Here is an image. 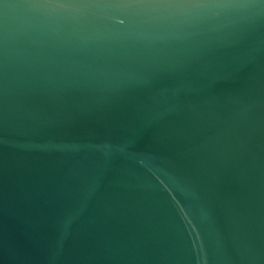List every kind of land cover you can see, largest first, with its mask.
I'll list each match as a JSON object with an SVG mask.
<instances>
[{
	"label": "water",
	"instance_id": "water-1",
	"mask_svg": "<svg viewBox=\"0 0 264 264\" xmlns=\"http://www.w3.org/2000/svg\"><path fill=\"white\" fill-rule=\"evenodd\" d=\"M0 264H264V0H0Z\"/></svg>",
	"mask_w": 264,
	"mask_h": 264
}]
</instances>
